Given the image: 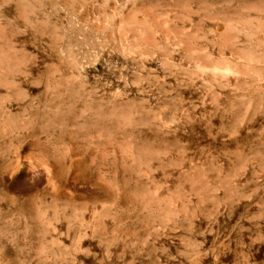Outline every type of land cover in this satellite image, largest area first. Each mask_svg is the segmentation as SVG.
<instances>
[{"label": "rangeland", "instance_id": "374dc122", "mask_svg": "<svg viewBox=\"0 0 264 264\" xmlns=\"http://www.w3.org/2000/svg\"><path fill=\"white\" fill-rule=\"evenodd\" d=\"M0 264H264V0H0Z\"/></svg>", "mask_w": 264, "mask_h": 264}]
</instances>
